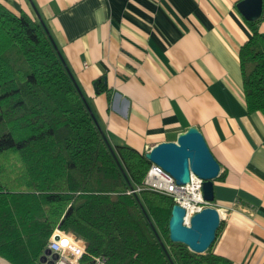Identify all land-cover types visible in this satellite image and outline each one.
Segmentation results:
<instances>
[{"label": "crops", "instance_id": "0c3cea01", "mask_svg": "<svg viewBox=\"0 0 264 264\" xmlns=\"http://www.w3.org/2000/svg\"><path fill=\"white\" fill-rule=\"evenodd\" d=\"M238 1L0 0L42 18L112 146L146 151L195 125L220 164L212 204L250 210L226 212L211 250L264 264V115L246 108ZM255 20L264 34V0Z\"/></svg>", "mask_w": 264, "mask_h": 264}, {"label": "trees", "instance_id": "16d2710c", "mask_svg": "<svg viewBox=\"0 0 264 264\" xmlns=\"http://www.w3.org/2000/svg\"><path fill=\"white\" fill-rule=\"evenodd\" d=\"M247 23L251 35L238 51L243 93L247 111L264 115V34L256 20ZM102 80L94 84L107 91ZM101 132L42 18L0 2V255L45 264L39 258L59 225L106 264H234L212 243L198 254L172 242V197L126 192L143 181L145 151L109 143L115 158Z\"/></svg>", "mask_w": 264, "mask_h": 264}, {"label": "water", "instance_id": "95a60500", "mask_svg": "<svg viewBox=\"0 0 264 264\" xmlns=\"http://www.w3.org/2000/svg\"><path fill=\"white\" fill-rule=\"evenodd\" d=\"M237 9L247 20L257 19L262 11V0H239ZM103 134V132H101ZM105 138V137H104ZM108 142V141H107ZM115 156L112 146L109 144ZM145 157L160 165L170 173L177 183L189 180L190 171L202 178L203 198L214 201L213 180L219 175L220 164L210 151L201 131L190 125L180 132L175 140H164L151 146L144 152ZM185 209L174 203L168 220V234L172 242H179L187 246L194 253H204L216 237L221 219L217 208L207 205L185 218ZM151 228L164 248V245L154 227ZM49 249H45L39 260L45 264H53L46 260ZM56 257V254H53Z\"/></svg>", "mask_w": 264, "mask_h": 264}, {"label": "built area", "instance_id": "2783aa9c", "mask_svg": "<svg viewBox=\"0 0 264 264\" xmlns=\"http://www.w3.org/2000/svg\"><path fill=\"white\" fill-rule=\"evenodd\" d=\"M201 186L202 178L191 171L189 180L181 184L177 183L174 177L160 165L150 162L142 183L131 185L126 192L139 193L142 189H149L169 195L174 203L185 209V218H188L204 206L213 205L212 202L203 198ZM236 207L241 211H250L247 206L240 205L237 201L230 206L216 208L222 220L227 211ZM47 248L50 252L46 258L52 260L53 264H106L107 262L104 255L89 252L83 238L60 228L59 225L52 230L46 243L45 249ZM53 254H56V257H53Z\"/></svg>", "mask_w": 264, "mask_h": 264}, {"label": "rangeland", "instance_id": "374dc122", "mask_svg": "<svg viewBox=\"0 0 264 264\" xmlns=\"http://www.w3.org/2000/svg\"><path fill=\"white\" fill-rule=\"evenodd\" d=\"M55 228V227H54ZM47 260V259H46ZM48 261V260H47Z\"/></svg>", "mask_w": 264, "mask_h": 264}]
</instances>
